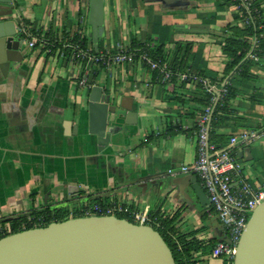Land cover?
Instances as JSON below:
<instances>
[{
    "label": "crops",
    "instance_id": "obj_1",
    "mask_svg": "<svg viewBox=\"0 0 264 264\" xmlns=\"http://www.w3.org/2000/svg\"><path fill=\"white\" fill-rule=\"evenodd\" d=\"M255 1L264 18V0ZM136 2L134 8L130 0H104L105 35L97 48L87 22L89 0H16L2 15L17 30L27 28L30 37L4 74L0 69V225L58 205L69 212L91 202H115L124 209L116 215L130 217L135 210L171 219L187 239L216 241L223 235L209 202L202 204L192 189L196 174L180 169L196 159L202 109L197 83L162 82L142 63L88 64L91 85L109 92L114 105L100 137L88 132L90 88L79 86L84 70L70 53L84 42L98 53L146 45L172 63L184 50L177 42L190 41L185 68L211 83L223 77L220 84L233 89L229 110L210 126L219 144L242 130H264V60L248 67L249 76H224L228 55L221 45L230 27L243 25L231 0ZM191 23L208 27L204 32L176 26ZM129 111L136 113L133 123ZM245 147L243 176L264 181V131ZM207 255L196 254L199 264H227Z\"/></svg>",
    "mask_w": 264,
    "mask_h": 264
},
{
    "label": "water",
    "instance_id": "obj_2",
    "mask_svg": "<svg viewBox=\"0 0 264 264\" xmlns=\"http://www.w3.org/2000/svg\"><path fill=\"white\" fill-rule=\"evenodd\" d=\"M16 0H0V69L4 74L17 57L24 38L4 12ZM136 8V0H130ZM104 0H89L87 22L94 48L105 35ZM190 31H204L207 24H177ZM92 75L88 78L91 83ZM114 109L110 93L93 84L87 96L88 132L106 135L108 114ZM130 123L134 111L127 112ZM134 120V121H133ZM249 152L245 147L239 155ZM192 189L202 204L209 202L204 187L194 175ZM186 196L191 198L189 191ZM220 237L218 240H222ZM0 264H175L172 252L159 231L151 225L131 222L116 215H88L52 221L0 237ZM232 264H264V201L247 219L239 237Z\"/></svg>",
    "mask_w": 264,
    "mask_h": 264
},
{
    "label": "built area",
    "instance_id": "obj_3",
    "mask_svg": "<svg viewBox=\"0 0 264 264\" xmlns=\"http://www.w3.org/2000/svg\"><path fill=\"white\" fill-rule=\"evenodd\" d=\"M234 7L240 12L242 23L248 25L253 23L254 12L253 0H233ZM22 37H30V33L24 26L18 27ZM31 37L28 44L34 45ZM257 47L255 36L250 38L248 57L258 61V56L252 52ZM70 56L78 61L83 68L78 84L82 87H91L88 83V74L85 67L89 64L109 60L110 65L118 63H142L155 72L156 77L162 82L201 83L206 92L211 93V103L206 105L199 113L196 121V159L191 166L183 165L180 169L184 172L192 171L199 179V183L209 199V204L217 215L223 229L222 240H216L209 258H223L227 264H232L239 237L245 227L252 210L264 201V181L256 182L242 174V162L239 152L253 140L262 135L264 130L246 129L231 135L224 143H217L209 136L210 117L213 111V101L216 102L224 96L227 84L220 85L211 83L205 77L191 71H175L167 61L153 59L146 50L120 49L114 53L108 51L93 53L89 49H75ZM172 171V169H170ZM236 182V183H234ZM124 209L115 202L99 203L91 202L72 208L68 212L69 217L73 215H116ZM129 216L135 223L159 225L156 217L145 215L141 211H129ZM152 226V225H151ZM3 229L0 227V234Z\"/></svg>",
    "mask_w": 264,
    "mask_h": 264
},
{
    "label": "trees",
    "instance_id": "obj_4",
    "mask_svg": "<svg viewBox=\"0 0 264 264\" xmlns=\"http://www.w3.org/2000/svg\"><path fill=\"white\" fill-rule=\"evenodd\" d=\"M232 3H234L233 0H231ZM252 9L254 12V22L250 23L248 25H241V26H232L230 27L232 32L231 34H228L224 37V43L221 45V48L227 53L228 55V61L226 64V74H229L230 72L238 74L239 77L243 76H249L248 67L251 64H257L259 62H263L264 60V18L261 15V11L259 10L256 1L253 0L252 2ZM240 14V12H239ZM236 14L234 17L235 19H238L242 21L241 14ZM229 26V25H228ZM251 36H255L257 39V47L252 50L257 56L258 61H254L253 59L248 57V51L250 48V38ZM85 43V42H84ZM78 44V48L85 49V44ZM191 42L190 41H181L177 42V49H184L181 50L180 56L174 57L173 62L167 61L166 57L163 56V54L159 55L152 51V49L146 45H143L142 47L138 48V51L146 50L148 54L153 59H159L162 61H167L169 66L175 70V71H191L196 74H198L201 77H205L201 72L194 71L191 68H185L187 64V56L188 53L191 51ZM88 48V47H87ZM133 49V48H131ZM89 50L93 53H97V50L93 49V47H90ZM189 67V66H188ZM224 78L222 77L220 80L214 82L217 85L220 84V82ZM175 80V79H173ZM183 83V82H181ZM197 86L200 88L201 97L200 102L202 105V109L211 103V93H208L205 91L203 85L199 82H197ZM230 85H227L228 91L227 93L220 97L216 102L213 101V111L211 113L210 117V126L213 125L215 122H218L222 119L220 112L228 111L229 107L227 105V100L232 96L233 89L232 87H229ZM209 136L210 134V128H209ZM211 138V137H210ZM30 215L33 216L32 222L27 221L25 227H19V223L21 221L25 220V217H15L8 219L10 228L0 234V237L14 233L23 229L36 227V226H45L48 223L52 221H62L67 218L68 216V209L66 206L58 205L51 209H41L37 213H31ZM74 217L82 216V215H73ZM118 217L126 218L131 222H134L130 217L125 215H116ZM151 217H156L157 221L159 222V225L151 224L154 229L159 231L162 238L170 248L175 264H199V259L196 258V254H209L212 250L213 245L216 241L213 239H210L208 241H199L197 239L191 238L187 239L185 234H181L174 230V225H172V220H168L166 218H163L161 216L157 215H150ZM38 220H40L39 223H36Z\"/></svg>",
    "mask_w": 264,
    "mask_h": 264
},
{
    "label": "flooded vegetation",
    "instance_id": "obj_5",
    "mask_svg": "<svg viewBox=\"0 0 264 264\" xmlns=\"http://www.w3.org/2000/svg\"><path fill=\"white\" fill-rule=\"evenodd\" d=\"M75 208H77V207H74V209ZM31 214V213H30ZM28 215V216H26L25 217V220L24 221H21L20 223H19V227H25L26 226V223H28L27 221H29V222H32V221H34L32 218H33V216L32 215ZM40 222V220H38L36 223H39ZM0 227L3 229V233L4 232H6L9 228H10V225H9V221H8V223L6 224V225H0Z\"/></svg>",
    "mask_w": 264,
    "mask_h": 264
},
{
    "label": "rangeland",
    "instance_id": "obj_6",
    "mask_svg": "<svg viewBox=\"0 0 264 264\" xmlns=\"http://www.w3.org/2000/svg\"><path fill=\"white\" fill-rule=\"evenodd\" d=\"M132 219V218H131Z\"/></svg>",
    "mask_w": 264,
    "mask_h": 264
}]
</instances>
